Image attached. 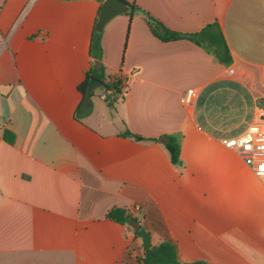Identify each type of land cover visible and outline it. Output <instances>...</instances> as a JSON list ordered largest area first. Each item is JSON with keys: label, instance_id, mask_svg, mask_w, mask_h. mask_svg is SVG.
<instances>
[{"label": "crops", "instance_id": "crops-1", "mask_svg": "<svg viewBox=\"0 0 264 264\" xmlns=\"http://www.w3.org/2000/svg\"><path fill=\"white\" fill-rule=\"evenodd\" d=\"M126 1L180 33L217 22L232 63L119 14L102 64L126 77L123 95L113 108L93 92L79 121L103 1L0 0V264H142L135 229L106 218L114 207L153 246L173 241L180 264H264V181L224 142L264 125V0ZM126 130L181 135L183 165Z\"/></svg>", "mask_w": 264, "mask_h": 264}, {"label": "trees", "instance_id": "trees-1", "mask_svg": "<svg viewBox=\"0 0 264 264\" xmlns=\"http://www.w3.org/2000/svg\"><path fill=\"white\" fill-rule=\"evenodd\" d=\"M99 1L102 2L103 0ZM136 13H141L143 15L149 30L159 40L163 42L189 40L212 54L219 63L227 66L232 63L230 49L227 45L223 31L217 22L210 23L202 30L195 33H180L169 29L162 22L151 16L149 13L145 12L135 3H131V10L128 14L133 16ZM101 36L102 33L97 32L94 26L90 54L93 61L99 60L101 62V66L99 69H96L94 62H92L90 69L85 73L83 82L78 87L80 93L82 94V101L75 112V117L79 121L84 118L91 110V108H86L84 106V97L88 83L92 78H97L102 82V86L105 88L106 94L103 100L113 108L115 107V104L118 102V100L122 97L123 89L126 86V77L122 74V72L113 75H108L105 72V68L102 64L103 46ZM108 92L110 93L108 94ZM123 136L135 140L144 139L129 130H126L123 133ZM3 139L9 144H14L15 135L10 131H5ZM181 139V135L179 134H165L154 139L144 140L161 143L169 153L171 162L174 165L181 167L183 165V161L181 159ZM106 218L122 225H128L131 227H133L132 223L135 221L141 224V221L134 217L127 208L114 207L107 212ZM134 232L139 238H142L145 235L150 236L148 231L142 226L140 229L134 230ZM140 261L142 264H180L176 245L171 240L162 241L161 243L154 246L153 249L145 250L143 257L140 258ZM188 264L208 263L204 261H198Z\"/></svg>", "mask_w": 264, "mask_h": 264}, {"label": "water", "instance_id": "water-1", "mask_svg": "<svg viewBox=\"0 0 264 264\" xmlns=\"http://www.w3.org/2000/svg\"><path fill=\"white\" fill-rule=\"evenodd\" d=\"M131 10V4L125 0H103L101 7L99 9V14L95 23V30L99 33L103 32L106 25L119 14L127 13ZM94 66L96 69H99L101 62L99 60H94ZM102 86V82L97 78H92L87 86L85 97H84V106L89 107L91 105V96L93 92ZM135 230L141 228V225L138 222L132 223ZM142 243L144 250L153 249L154 246L151 243L150 237L145 235L142 237Z\"/></svg>", "mask_w": 264, "mask_h": 264}, {"label": "built area", "instance_id": "built-area-1", "mask_svg": "<svg viewBox=\"0 0 264 264\" xmlns=\"http://www.w3.org/2000/svg\"><path fill=\"white\" fill-rule=\"evenodd\" d=\"M193 93L192 89L189 90L188 97L185 100H188ZM105 96L106 94L103 98ZM224 142L227 147H237L240 149L244 154L245 162L252 166L264 181V172L261 171V167L264 166V125L254 126L244 135L225 140Z\"/></svg>", "mask_w": 264, "mask_h": 264}, {"label": "rangeland", "instance_id": "rangeland-1", "mask_svg": "<svg viewBox=\"0 0 264 264\" xmlns=\"http://www.w3.org/2000/svg\"><path fill=\"white\" fill-rule=\"evenodd\" d=\"M104 95H105V88L103 86H100L94 91V100L99 101Z\"/></svg>", "mask_w": 264, "mask_h": 264}, {"label": "snow or ice", "instance_id": "snow-or-ice-1", "mask_svg": "<svg viewBox=\"0 0 264 264\" xmlns=\"http://www.w3.org/2000/svg\"><path fill=\"white\" fill-rule=\"evenodd\" d=\"M261 171L264 172V166L261 167Z\"/></svg>", "mask_w": 264, "mask_h": 264}]
</instances>
